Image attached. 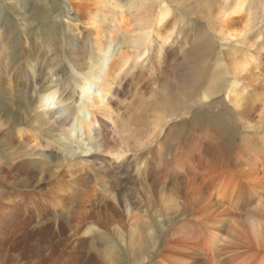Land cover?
<instances>
[{"label": "bare ground", "instance_id": "bare-ground-1", "mask_svg": "<svg viewBox=\"0 0 264 264\" xmlns=\"http://www.w3.org/2000/svg\"><path fill=\"white\" fill-rule=\"evenodd\" d=\"M247 1L203 0L213 41L246 40L264 14V0L256 1L258 13ZM97 6L108 7L110 18L106 12L89 17L94 26L79 63L53 69L43 60L35 75L40 55L23 51L30 78L49 82L32 88L34 119L60 123L46 142L34 131L17 132L40 156L46 147L61 162L92 154L80 157L87 165L68 179L50 172V182L63 183L61 194L46 198L51 208L35 195L40 188L22 189L44 177L29 159L16 161V195H0V222L26 237L43 232L52 245L65 243L69 264H264V67L251 52L226 55L209 44L208 56L160 85L155 76L170 51V32L161 31L171 13L166 0ZM235 15L239 26L231 27ZM154 44L146 79L155 88L137 92L119 111L121 87L144 79L142 62ZM19 255L28 257L24 264L40 256L32 246Z\"/></svg>", "mask_w": 264, "mask_h": 264}, {"label": "rangeland", "instance_id": "rangeland-1", "mask_svg": "<svg viewBox=\"0 0 264 264\" xmlns=\"http://www.w3.org/2000/svg\"><path fill=\"white\" fill-rule=\"evenodd\" d=\"M99 1L0 0V195L6 196L8 193L16 195L15 179L17 176L15 175L19 174V169L15 170L14 163L16 161L24 163L29 159L28 161H31L33 165V170L44 177L38 183L36 180H30V185L22 189L23 191H37L40 188V194L36 192L35 195L38 198H42L45 203L49 195L62 193V179H56L55 182L54 180H51V182L49 180L52 178V175H50L52 171L64 173L63 180H65L68 179V175L74 176L77 174L76 170H78L77 168L80 164L84 165L83 170L85 165H87L84 161L85 159L80 160V157L89 158L92 152L78 153L71 156L68 162H61L49 147L40 148L44 151H41L40 156L39 151L30 150V147L26 146L24 142L18 141L17 132L20 129L29 132L34 131L36 135H39V140L46 142L45 140L47 139L49 141L53 139L51 138V133L52 135L54 133V129L51 128H57V124L60 123L58 118L53 123L51 119V121L49 120L52 126H49V122H47L48 124L43 123L44 121L38 123L39 119H34L35 112L30 107L28 100L33 94L32 88L34 86L38 87L42 81H45L46 84L49 82L43 80L42 75L41 78L37 76L31 79L29 72H26L22 64V60L23 51L29 47L40 55V59L34 67L35 75L43 60L55 63L53 69L66 67L67 70L69 64L79 63L80 57L86 49L84 42L88 39L89 32L94 26L86 22L90 16L97 14L100 17L101 12H106L109 9L108 7L99 8L97 6ZM125 1L121 0V3H125ZM256 1L248 0L246 7L258 13L259 5H257ZM166 2L170 6L171 13L164 21L161 31L163 34L170 32V37L165 44V48L168 47L170 51L160 63L161 72L155 76L156 80L160 76V85H168V81L171 82L170 80L173 76L183 74V69H189V63L208 56L210 45H214V52L220 51L226 55H233L239 51L251 52L257 58L256 61L260 63L259 65L264 67V14L259 15V18L256 19L251 29L247 32L246 40L241 41V44L235 40L213 41L214 38L210 34L211 30L208 29L209 21L201 8L204 4L203 0H166ZM124 12L129 13L127 10H124ZM106 14L107 17L110 16L108 12ZM238 20L239 16L235 15L232 19L231 27H238ZM200 43H204L208 49L201 47ZM155 46L154 44L149 49V55L142 62V65L146 67L143 70L144 75H142L144 79L139 80L137 83L126 82L121 87L122 89L116 103L119 111L123 110L124 104L136 96L137 92H146L149 87L155 88V85L151 82L152 80L147 81L146 79L151 72L147 68L152 67L156 60L154 58ZM202 49H205L204 52L207 50L204 53L205 55ZM176 68L178 70L181 69L177 71ZM135 69L140 70L139 66H136ZM252 71L253 69L249 68L248 73ZM65 72L60 74V79L64 80L67 77ZM38 78L40 79L38 80ZM5 79L9 84L6 89L7 83H3ZM244 81H240L239 85ZM65 89L64 94H68L69 89ZM88 160L90 161V159ZM67 168H69L70 172H65ZM60 182L62 184H59ZM59 190H61V193ZM13 198L16 201V196ZM29 198L32 199V196ZM46 205L48 204L46 203ZM49 207L51 208L48 205ZM14 216L17 217V214ZM0 217L2 216L0 215ZM0 224L3 223L0 222ZM6 224L4 222L3 233H1L3 237L0 239V264H24L28 257L18 259L19 254L20 252L27 253L31 246L37 247L40 254L38 257L33 256L32 261L35 260L33 264H69L66 261L68 260L69 248L65 243L52 245L47 241L46 234L43 232L31 233L32 235L27 236V238L21 231L12 229ZM31 230L33 229L30 228L29 231L32 232Z\"/></svg>", "mask_w": 264, "mask_h": 264}]
</instances>
